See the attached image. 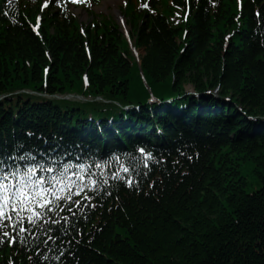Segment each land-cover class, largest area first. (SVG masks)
Instances as JSON below:
<instances>
[{"label":"trees","instance_id":"16d2710c","mask_svg":"<svg viewBox=\"0 0 264 264\" xmlns=\"http://www.w3.org/2000/svg\"><path fill=\"white\" fill-rule=\"evenodd\" d=\"M39 4L0 0V161L116 155L90 200L0 228V264H264V0H126L139 64L112 19Z\"/></svg>","mask_w":264,"mask_h":264},{"label":"snow or ice","instance_id":"6c2138e0","mask_svg":"<svg viewBox=\"0 0 264 264\" xmlns=\"http://www.w3.org/2000/svg\"><path fill=\"white\" fill-rule=\"evenodd\" d=\"M73 3L81 2V0H72ZM49 3H55L57 6L63 3V0H44L42 9L48 6ZM41 18L38 16L37 20ZM38 26H34L36 28ZM141 152H145V149H139ZM98 166V165H97ZM38 165L29 164L25 165L23 171L17 166L12 169L0 167V228L8 227L10 229H19L20 231H27L24 227L23 220L19 219L21 214L24 215L28 223L35 224L37 220H41L46 211L52 210V204H60L63 200H71V192L75 191L79 196L83 192L82 199L90 200V191L95 190L96 181L91 177H81V183H74L71 187L65 185L63 189H59L57 185L53 184V180L58 178L53 176L51 179L46 178L43 175L37 174ZM77 167H84L78 165ZM51 173L52 168L45 169ZM123 171L127 172L128 169L124 168ZM72 175L80 176L79 173H72ZM115 175V173L113 174ZM87 180L91 184L89 191H85L88 185L82 183ZM129 184H131V178H128ZM46 186V187H45ZM62 190L63 196H57V191ZM80 200L75 201V204H79ZM5 209L8 211L6 212ZM70 211V209H68ZM18 219H13V216ZM7 220L8 224L4 225L3 221ZM55 222V221H53ZM11 235L10 231L0 233V242H3L5 237ZM16 239L12 236L9 243H12Z\"/></svg>","mask_w":264,"mask_h":264},{"label":"rangeland","instance_id":"374dc122","mask_svg":"<svg viewBox=\"0 0 264 264\" xmlns=\"http://www.w3.org/2000/svg\"><path fill=\"white\" fill-rule=\"evenodd\" d=\"M123 2L124 0H101L96 6L91 5V3L88 4L91 5L90 8L95 14L106 15L110 17L115 23H117L121 27L124 37L127 38L129 37L130 28L129 25H127V21L123 19L120 12ZM71 11L78 18L80 23H85L88 20V14L82 7H71ZM129 45L136 62H138V60L143 55L142 50L134 48L132 42H129ZM244 173L247 175V179H250L249 170L244 171ZM249 190L251 191V189Z\"/></svg>","mask_w":264,"mask_h":264}]
</instances>
